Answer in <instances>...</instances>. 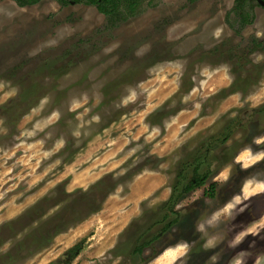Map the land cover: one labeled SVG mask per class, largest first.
<instances>
[{
  "label": "rangeland",
  "instance_id": "1",
  "mask_svg": "<svg viewBox=\"0 0 264 264\" xmlns=\"http://www.w3.org/2000/svg\"><path fill=\"white\" fill-rule=\"evenodd\" d=\"M234 1L141 0L107 30L85 2L0 0V264H264V5L238 32ZM228 132L217 196H184L134 255Z\"/></svg>",
  "mask_w": 264,
  "mask_h": 264
},
{
  "label": "trees",
  "instance_id": "2",
  "mask_svg": "<svg viewBox=\"0 0 264 264\" xmlns=\"http://www.w3.org/2000/svg\"><path fill=\"white\" fill-rule=\"evenodd\" d=\"M20 6H31L38 3L40 0H14ZM61 4L67 5L70 0H58ZM81 1V0H77ZM88 3L96 4L99 11L106 15L109 27L116 26L120 21L127 19L130 15H135L138 12L141 0H86ZM255 1L256 0H235L234 6L231 10V14L235 16L236 23L238 25L237 31L250 25L255 19ZM264 1V0H263ZM231 25L236 28L232 23ZM255 44H259L256 40H253ZM262 45L263 42H261ZM264 107V106H263ZM264 111V109H263ZM262 112V109H261ZM230 132L217 134L209 138V143L205 146L206 152L202 148L197 152L196 156L191 162H186L183 165L182 171L179 173L178 180L173 188L170 197L162 204L159 212L152 216L139 230L136 236V243L132 250V253H142L144 247L151 245L155 240L161 237V234L171 230L172 227L179 220V210L176 208L181 199L193 192L196 188L202 187L207 183V179L213 172L211 169V161L209 157L212 150L217 149L220 145L225 144ZM208 166V169L203 173L201 166L203 163ZM188 167L193 168V177L187 178L186 170ZM216 184L212 183L210 188H206L207 195L213 196L215 193ZM157 225L161 227L158 230L152 231ZM81 249L80 243L71 247L68 250L70 258L77 255ZM53 264V263H51Z\"/></svg>",
  "mask_w": 264,
  "mask_h": 264
},
{
  "label": "flooded vegetation",
  "instance_id": "3",
  "mask_svg": "<svg viewBox=\"0 0 264 264\" xmlns=\"http://www.w3.org/2000/svg\"><path fill=\"white\" fill-rule=\"evenodd\" d=\"M57 1H58V0H57ZM261 1H263V0H260V2H261ZM83 2L88 3L86 0H81V1L70 0L68 4H79V3H83ZM88 4H92V3H88ZM92 5L96 6V8H97V5H96V4H92ZM262 5H263V4H262ZM24 7H26V6H24ZM97 9H98V8H97ZM98 11H99V9H98ZM100 12H101V11H100ZM101 13H102V12H101ZM102 14H104V13H102ZM104 15H105V14H104ZM105 16H106V15H105ZM106 27H107V30H108V27H109V23H108V21H107V26H106ZM208 143H209V142H208ZM208 143L205 142V143L203 144V146H202L204 152L207 151V149L205 148V144H208ZM223 145H224V144H223ZM225 145H226V143H225ZM221 146H222V145H221ZM215 150H217V149L212 150V153H211V155H210L211 157H212L213 152H214ZM209 158H210V157H209ZM209 161H211V160L209 159ZM206 169H208V166H207V165L205 164V162H204L203 165L201 166V171L204 173V172L206 171ZM211 169H213L212 166H211ZM213 173H214V169H213V172H212V173L210 174V176L208 177V179H207V183H206L204 186H202V187H203V195H205L206 197L211 198V199H214V198L217 196V189H216V187H215V193H214L213 196H211V195H209V194L207 195L205 189H206V188H210L211 185H212V183H214V182L208 183L209 180L212 178ZM214 184H215V183H214ZM200 188H201V187H200ZM169 231H170V230H169ZM167 232H168V231H167ZM164 234H165V233H164ZM164 234L162 233V234H161V237H162ZM161 237H160V238H161ZM160 238H159V239H160ZM159 239L155 240L151 245L144 247V249H143L141 255H143L144 251L147 250V249H151V250L153 251V248H154L156 242H157ZM153 254H155V253L153 252ZM139 255H140V254H139Z\"/></svg>",
  "mask_w": 264,
  "mask_h": 264
},
{
  "label": "water",
  "instance_id": "4",
  "mask_svg": "<svg viewBox=\"0 0 264 264\" xmlns=\"http://www.w3.org/2000/svg\"><path fill=\"white\" fill-rule=\"evenodd\" d=\"M261 3L264 5V1H261Z\"/></svg>",
  "mask_w": 264,
  "mask_h": 264
}]
</instances>
